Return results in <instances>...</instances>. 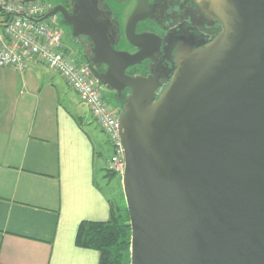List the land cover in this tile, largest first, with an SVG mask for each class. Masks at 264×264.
<instances>
[{"label": "water", "instance_id": "1", "mask_svg": "<svg viewBox=\"0 0 264 264\" xmlns=\"http://www.w3.org/2000/svg\"><path fill=\"white\" fill-rule=\"evenodd\" d=\"M196 1L222 31L204 46H180L159 95L158 72L126 70L156 55L160 39L131 27L139 51L115 50L96 0H79L73 16L57 6L33 20L61 12L108 66L89 65L92 75L114 96L129 90L118 121L130 264H264V0Z\"/></svg>", "mask_w": 264, "mask_h": 264}, {"label": "crops", "instance_id": "2", "mask_svg": "<svg viewBox=\"0 0 264 264\" xmlns=\"http://www.w3.org/2000/svg\"><path fill=\"white\" fill-rule=\"evenodd\" d=\"M63 43L68 51L64 34ZM67 90L47 66L0 67V264H99L78 230L108 220L121 194L111 198L99 184L108 140Z\"/></svg>", "mask_w": 264, "mask_h": 264}, {"label": "flooded vegetation", "instance_id": "3", "mask_svg": "<svg viewBox=\"0 0 264 264\" xmlns=\"http://www.w3.org/2000/svg\"><path fill=\"white\" fill-rule=\"evenodd\" d=\"M78 5L79 0H55L51 10L63 6L68 14L73 16L78 12ZM140 7H142V17L131 26L130 19ZM55 17L56 21L70 27L76 38H84L82 47L71 55L75 59H85L84 64L88 68L89 65H93L97 70L105 71L108 66L95 59V44L92 37L77 33L75 25L68 23L61 12ZM96 18L108 26L110 43L118 51L131 54L139 51V47L128 38L131 27L137 35L160 39V47L156 55L126 70V74L130 76H148L153 70L158 72L160 74L158 95L171 82L177 67L176 53L180 46L184 44L204 46L211 43L222 31L221 24L207 16L196 0H96ZM128 93L129 90L125 89L121 95L115 96V99L119 101L124 96L127 97Z\"/></svg>", "mask_w": 264, "mask_h": 264}, {"label": "built area", "instance_id": "4", "mask_svg": "<svg viewBox=\"0 0 264 264\" xmlns=\"http://www.w3.org/2000/svg\"><path fill=\"white\" fill-rule=\"evenodd\" d=\"M51 11L46 0H0V67L25 71L31 64L47 66L59 73L76 91L106 134L112 148L109 169L120 175L126 167L125 150L119 130L120 108L104 98L100 82L86 64L78 65L66 51L63 32L52 16L39 19Z\"/></svg>", "mask_w": 264, "mask_h": 264}, {"label": "trees", "instance_id": "5", "mask_svg": "<svg viewBox=\"0 0 264 264\" xmlns=\"http://www.w3.org/2000/svg\"><path fill=\"white\" fill-rule=\"evenodd\" d=\"M112 206L108 220L80 224L77 242L82 247L97 250L99 264H130L132 232L129 212L122 202H114Z\"/></svg>", "mask_w": 264, "mask_h": 264}, {"label": "rangeland", "instance_id": "6", "mask_svg": "<svg viewBox=\"0 0 264 264\" xmlns=\"http://www.w3.org/2000/svg\"><path fill=\"white\" fill-rule=\"evenodd\" d=\"M50 6L52 7V4L55 3V0H46ZM0 21H2V15H0ZM55 25L58 26L62 32H64L65 35V43L68 45V53L72 54L75 52L76 49L81 48L82 46V39L83 37L76 38L73 34V31L70 27L62 25L59 21H55ZM76 62L78 65L84 64L86 62L85 59L80 58L76 59ZM68 94L72 96V99L75 101L73 102L74 105H76V110H78L80 113L89 115V111L87 108H89L83 101H81L78 97V95L73 90H67ZM101 92L104 94V98L109 102L113 107L121 108L123 104L125 103L126 97L115 99V96L113 94V91L106 88L105 86L101 85ZM94 132V135L101 141L104 142V140L107 138L106 134L102 131H99L98 129H92ZM106 137V138H105ZM105 147V157H109L112 153V148L110 144L107 142L104 143ZM110 169H106L105 171L99 172V184L106 190V193L111 198H119L121 194V202L123 205H126V199L123 192V184H122V177L119 179L118 174L112 173L109 171ZM101 171V170H100Z\"/></svg>", "mask_w": 264, "mask_h": 264}]
</instances>
